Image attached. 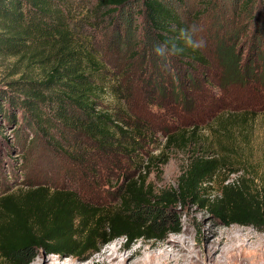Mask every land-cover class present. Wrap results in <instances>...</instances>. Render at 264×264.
I'll use <instances>...</instances> for the list:
<instances>
[{
    "label": "rangeland",
    "instance_id": "rangeland-1",
    "mask_svg": "<svg viewBox=\"0 0 264 264\" xmlns=\"http://www.w3.org/2000/svg\"><path fill=\"white\" fill-rule=\"evenodd\" d=\"M76 1L94 14L90 28L109 68L111 82L101 106H113L116 122L128 134L118 133L115 142L120 144L114 147H102L75 128L50 130L48 135L30 122L28 114L16 109L12 121L0 119V194L46 184L72 189L112 210L132 178H146L150 193L175 186L198 151L224 154L232 167L250 170L252 174L245 176L252 182H246L264 195V0L247 4L245 0L175 1L206 63L186 61L159 45L133 8L107 13L97 0ZM10 60L0 55V82L7 79ZM183 128L188 132L195 128L193 140L163 153L166 134ZM131 134L136 137L132 149ZM153 155L159 159L152 160ZM218 175L214 194L221 178L238 179L244 173L225 169ZM173 209L174 230L164 228L159 235L130 239L115 236L95 249L69 256L38 248L27 264L43 258L64 262L89 253L96 256L114 243H127L128 251H133L166 238L185 241L193 256L190 261L197 264L208 260L210 247L218 248L220 258L240 256V249L235 253L234 248L243 242L251 243L253 254L254 249L264 248V225L224 224L191 201ZM246 260L230 264H261Z\"/></svg>",
    "mask_w": 264,
    "mask_h": 264
},
{
    "label": "trees",
    "instance_id": "trees-1",
    "mask_svg": "<svg viewBox=\"0 0 264 264\" xmlns=\"http://www.w3.org/2000/svg\"><path fill=\"white\" fill-rule=\"evenodd\" d=\"M75 1L0 0V55L12 58L7 79L0 82V119L12 121L19 109L48 135L50 130L75 128L102 147H114L120 144L115 142L118 133L128 132L116 122L113 106H101L111 82L109 68L90 28L94 14ZM175 1L179 0H97L96 4L107 13L133 8L159 45L186 61L206 63ZM194 133L195 128L169 132L161 151L190 142ZM134 139L131 134V149ZM225 169L230 173L243 170L244 175L232 180L224 176L214 194L216 178ZM249 173L246 168L232 167L224 154L195 151L175 186L150 193L146 178H132L112 210L72 189L46 184L4 192L0 194V263L27 264L38 248L69 256L95 249L115 236L159 235L164 228L175 229L173 205L188 201L207 208L224 224L262 227L264 195L246 182H252L245 176Z\"/></svg>",
    "mask_w": 264,
    "mask_h": 264
},
{
    "label": "bare ground",
    "instance_id": "bare-ground-1",
    "mask_svg": "<svg viewBox=\"0 0 264 264\" xmlns=\"http://www.w3.org/2000/svg\"><path fill=\"white\" fill-rule=\"evenodd\" d=\"M184 242L182 239L166 238L160 243H151L148 248H143L142 246L137 247L133 251H128L127 243H122L121 245L114 243L96 256L89 253L64 262L57 258L49 260L43 258L36 260L33 264H197L190 261L193 256ZM245 243L243 242L239 247L234 248L235 253L236 249H240V256L231 254L227 258H220L217 255L219 254L218 248L210 247L209 258L203 264H230L239 258L246 260L243 255L248 258L246 261L257 262L256 260H258L259 263L264 264V248L254 249L255 254H253L252 250H249L251 243L248 246ZM250 254L252 255L251 259ZM84 260L85 262L82 263Z\"/></svg>",
    "mask_w": 264,
    "mask_h": 264
}]
</instances>
